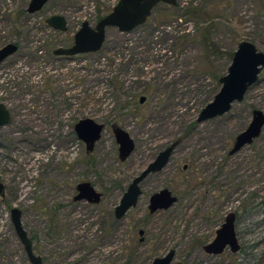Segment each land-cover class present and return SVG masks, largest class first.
I'll list each match as a JSON object with an SVG mask.
<instances>
[{
    "label": "rangeland",
    "instance_id": "1",
    "mask_svg": "<svg viewBox=\"0 0 264 264\" xmlns=\"http://www.w3.org/2000/svg\"><path fill=\"white\" fill-rule=\"evenodd\" d=\"M28 1L0 0V46H17L0 62V102L10 115L0 127V264H29L9 219L12 206L43 264H149L169 248L172 262L182 264H264V124L228 153L251 110L264 113V67L227 112L195 121L237 42L264 51V0L159 3L144 24L126 33L106 27L99 50L71 57L51 50L68 46L82 21L93 26L116 0H47L33 13ZM53 14L64 17V31L44 23ZM207 22L220 52L208 62L199 42ZM85 117L104 125L89 153L72 130ZM113 122L134 143L123 161ZM173 140L166 165L141 181L135 206L114 219L127 183ZM80 181L101 192L98 203L71 200ZM161 188L176 201L148 213V196ZM228 211L236 216L239 250L204 254L194 241L208 242Z\"/></svg>",
    "mask_w": 264,
    "mask_h": 264
},
{
    "label": "water",
    "instance_id": "2",
    "mask_svg": "<svg viewBox=\"0 0 264 264\" xmlns=\"http://www.w3.org/2000/svg\"><path fill=\"white\" fill-rule=\"evenodd\" d=\"M47 0H29L26 5V12L39 11ZM159 3L174 6L176 0H116L110 11L99 17L93 26L87 21H82L78 29L73 33L71 43L65 47H55L51 53L56 56L71 57L76 54L95 52L100 49L105 37V28L114 27L118 32H129L134 27L142 25L149 17L151 10ZM44 23L54 30L64 31L66 21L63 16L53 14L44 19ZM17 46L13 42H7L0 46V62L13 54ZM264 67V51L257 50L253 42L242 39L237 42L231 52L230 61L225 74L218 77V90L212 98L205 103L197 112L196 122H201L219 116L230 109L233 102H239L250 85L258 77L260 70ZM143 97H139V102ZM10 119L9 111L3 102H0V127L7 124ZM264 124V113L259 109L251 110V117L246 127L237 133L228 151L235 152L245 144H249L256 138ZM103 124L93 121L90 118L78 119L73 124V132L78 140L84 144L85 152L92 151L96 141L100 138ZM114 142L117 145V157L123 161L132 152L134 143L127 131L116 125L110 124ZM178 141L173 140L159 150L138 174L131 178L130 182L122 192L117 204L113 207L114 218H120L129 208L133 207L141 193L140 182L150 173L163 168L168 162ZM76 193L72 200H83L87 203H97L100 199V192L96 191L88 181H80L75 184ZM0 199H4V187L0 182ZM176 197L167 189L161 188L148 197L147 209L149 212L164 210L170 207ZM9 219L14 233L18 238L29 264H43L39 255L32 249V242L27 232L21 225V211L12 206L8 210ZM202 252L207 255L221 254L225 249L230 253L239 250L235 232V213L228 211L220 225L213 231L212 238L200 246ZM175 250L169 248L161 256H155L149 264H182L180 261H173ZM66 264V263H65Z\"/></svg>",
    "mask_w": 264,
    "mask_h": 264
},
{
    "label": "trees",
    "instance_id": "3",
    "mask_svg": "<svg viewBox=\"0 0 264 264\" xmlns=\"http://www.w3.org/2000/svg\"><path fill=\"white\" fill-rule=\"evenodd\" d=\"M189 11H193V12H199L200 14H202L204 17H208L207 14H205L204 12H202L200 9H196V8H188ZM101 17V16H97V19ZM211 26H212V23L210 22H207L201 29L200 31V38H199V42L202 46V50H203V53H202V56L205 60H207V62L209 61L208 60V57L211 55V54H219V50H218V47L210 40V36H209V33H210V29H211ZM182 36H185V35H182ZM229 56H231V53H229ZM215 77V76H214ZM218 79V78H217ZM261 203L262 205H264V197L262 198L261 200ZM236 217V216H235ZM31 240V239H30ZM194 244L196 245H202V242L200 243L199 240H195L194 241ZM204 244V243H203Z\"/></svg>",
    "mask_w": 264,
    "mask_h": 264
},
{
    "label": "flooded vegetation",
    "instance_id": "4",
    "mask_svg": "<svg viewBox=\"0 0 264 264\" xmlns=\"http://www.w3.org/2000/svg\"><path fill=\"white\" fill-rule=\"evenodd\" d=\"M6 43H7V42H6ZM103 128H104V125H103ZM109 128H110V124H109ZM72 130H73V126H72ZM102 130H103V129H102ZM110 131H111V129H110ZM111 133H112V132H111ZM100 135H101V134H100ZM98 140H99V139H98ZM96 142H97V141H96ZM167 144H168V143H167ZM167 144H166V145H167ZM83 145H84V144H83ZM163 147H164V146H163ZM163 147H162V148H163ZM162 148H161V149H162ZM161 149H160V150H161ZM158 151H159V150H158ZM158 151H157V152H158ZM90 152H91V151H90ZM157 152H156V153H157ZM85 153H86V152H85ZM88 153H89V152H88ZM155 155H156V154H155ZM117 158H118V157H117ZM185 167H186V166L184 165L182 168L185 169ZM160 170H162V168H161ZM160 170H159V171H160ZM159 171H156V172H159ZM156 172H154V173H156ZM138 173H139V172H138ZM138 173H137V174H138ZM150 174H152V173H150ZM133 177H134V176H133ZM133 177H132V178H133ZM145 177H146V176H145ZM145 177H144V178H145ZM144 178H143V179H144ZM143 179H142V180H143ZM130 180H131V179H130ZM129 182H130V181H129ZM129 182H128V183H129ZM128 183H127V184H128ZM140 183H141V182H140ZM92 186H93V185H92ZM126 186H127V185H126ZM126 186H125V187H126ZM139 186H140V185H139ZM93 187H94V186H93ZM94 189H95V187H94ZM95 190H96V189H95ZM140 190H141V193H142V189H141V187H140ZM74 191H75V185H74ZM96 191H98V190H96ZM123 191H124V190H123ZM98 192H99V191H98ZM75 193H76V191H75ZM75 193H74V194H75ZM141 193H140V195H141ZM74 194H73V195H74ZM100 194H101V192H100ZM121 194H122V193H121ZM73 195L71 196V200H72ZM140 195H139V196H140ZM120 196H121V195H120ZM139 196H138V198H139ZM148 197H149V196H148ZM100 198H101V195H100ZM119 198H120V197H119ZM138 198H137V200H138ZM118 200H119V199H118ZM72 201H74V200H72ZM79 201H80V200H79ZM81 201H83V200H81ZM99 201H100V199H99ZM99 201H98V202H99ZM175 201H176V200H175ZM98 202H97V203H98ZM117 202H118V201H117ZM136 203H137V201H136ZM136 203H135V204H136ZM116 204H117V203H116ZM116 204H115V205H116ZM147 204H148V202H147ZM115 205H114V206H115ZM114 206H113V207H114ZM134 206H135V205H134ZM146 208H147V206H146ZM147 211H148V209H147ZM155 211H157V210H155ZM155 211H154V212H155ZM148 213H153V212H149V211H148ZM124 214H125V213H124ZM124 214H123V215H124ZM112 215H113V208H112ZM123 215H122V216H123ZM122 216H121V217H122ZM113 217H114V216H113ZM121 217H120V218H121ZM120 218H118V219H120ZM114 219H116V218H114ZM137 234L139 235V241H142V236H141V235H142V230L139 229V230L137 231ZM200 246H201V245H200ZM114 264H116V263H114Z\"/></svg>",
    "mask_w": 264,
    "mask_h": 264
}]
</instances>
